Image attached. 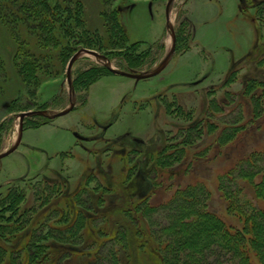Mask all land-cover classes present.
Here are the masks:
<instances>
[{"label": "rangeland", "instance_id": "obj_1", "mask_svg": "<svg viewBox=\"0 0 264 264\" xmlns=\"http://www.w3.org/2000/svg\"><path fill=\"white\" fill-rule=\"evenodd\" d=\"M1 1L0 155L16 148L0 157V228L12 225L22 211L28 218L22 228L16 222L0 236V264H100L110 249L118 254L117 264H167L166 259L193 264L194 255H181L179 248L190 232L201 236L203 204L226 225L243 227L238 208L264 227L256 216L264 204L252 194L253 186L264 194V166H243L253 174V186L226 175L264 148V110L253 119L251 95H243L250 80L264 81L259 49L264 50V0H30L24 9L28 18L14 23L17 30L3 17ZM76 3L80 16L70 10L76 11ZM65 21L70 26L63 28ZM254 34L257 53L242 56ZM168 54L160 73L149 76ZM232 57L241 60L232 65ZM29 58L37 63L30 77ZM254 92L262 107L264 91ZM26 111L32 113L23 118L19 140V115ZM239 119L236 125L244 128L234 138L225 134L231 130L220 135ZM197 122L204 125L202 137L184 142L167 163L158 162L166 145L179 142V130ZM198 183L207 192L201 202L189 204L187 194H180L163 210L177 190ZM65 205L69 213L61 216ZM78 210L84 215L75 223ZM44 218L71 225L72 237L58 242L50 260L42 253L53 238L37 228ZM208 240L215 245L216 239ZM21 242L35 243L31 258L19 249ZM251 261L261 264L254 256Z\"/></svg>", "mask_w": 264, "mask_h": 264}, {"label": "trees", "instance_id": "obj_2", "mask_svg": "<svg viewBox=\"0 0 264 264\" xmlns=\"http://www.w3.org/2000/svg\"><path fill=\"white\" fill-rule=\"evenodd\" d=\"M9 1L10 2H8V0H6V1L2 0L1 1V3H2L1 4L2 5L1 11H2L3 17H5L7 19L9 18V20L11 21L10 23L12 25L16 22H20L19 19H21V21H24L25 20L24 18H26V19L28 18L27 16H25L26 13H24V9L27 7L26 3L30 2V0H9ZM69 4H70V6L73 5L72 2ZM76 5H77L76 11H73L74 10L73 7H71L70 10L74 16H77V15L80 16L81 6L78 3H76ZM19 6H21L23 9L22 13H20V9H18ZM66 10L68 11L67 7H66ZM67 11H66V13H67ZM59 16H61V15H59ZM51 22H53V21L51 20ZM114 22L117 23L116 20H114ZM64 24H67V26H70V23L68 24L65 21L64 23H62L63 28H65ZM13 27L16 30L18 29V25L14 24ZM28 28L31 30V27H28ZM118 29H121V27H119ZM43 30H44V28L41 27V31H43ZM120 33L122 34V36L124 38H126L125 35L123 34L122 30H120ZM48 36L56 37L54 35V33H46L44 35V37H46V38H48ZM46 38H44V39H46ZM98 40H100V39H98ZM262 43H263L262 45H264V40ZM20 46L23 47L24 45L21 43ZM259 49L261 52L263 51V53H264V50L260 46H259ZM255 51H257V49L253 50L252 52H255ZM260 51H258V53ZM252 52H250L248 55H250ZM255 53H257V52H255ZM32 59L31 58L28 59L31 63L30 62L26 63V65L28 67L26 69V72L28 75H26V73H25L26 76H29V75L32 76L34 73V66H37V63L35 62L36 60L34 58H32ZM1 65H2V63L0 62V68L2 67ZM0 71H1V69H0ZM258 88H261L264 91V81L262 83H257L255 80H253V81L250 80V82L244 87V90H243L244 96H248L249 94L251 95L250 103L252 105V118L253 119L259 118L260 116H262L261 114L263 113L262 111L264 110V105H262V107H260L261 102L259 101V98L256 96L253 97L254 96L253 94H255L254 90H256ZM215 103H216L215 100H212L210 105L215 106ZM258 105H260V106L258 107ZM242 116H244V115H243V112L241 111L240 112V118H242ZM239 122H241L240 119L233 121V123L231 122L230 125L224 126L220 130L221 131L220 135L223 134L225 131L227 132V130H231L230 133H225V134L228 135V134L232 133L231 135L234 138V135H236L238 133V131H240V129L244 128L243 124L236 125ZM248 122H251L250 119ZM207 125H208L207 127H210V130H212L213 128H216V126H214L216 124H213V123L209 124L208 123ZM203 129H204V125L201 122H197L188 128H183V129L179 130V134H180V136L178 137L180 139L179 142L175 146L174 145H166L164 147L163 151H161L157 155V157H156L157 161L160 162L161 164L167 163L169 161V159L173 156L172 154L177 153L176 152L177 148L183 147L184 142L186 144L194 143L197 139H200L202 137ZM231 139L232 138H230L229 140H231ZM221 140L223 141V138H221ZM239 164H240L239 167H235L234 169L232 168L230 171L227 172V174H226L227 177H229L231 182L236 180V177H239L240 180H242L244 183L246 182V183L253 186L254 185L253 184V180H254L253 174L248 173L247 171H244L243 166H249V167H253V166H257V165H263L264 166V148L261 150H257V151L253 150V152L250 153V155L246 156L243 160H241V162ZM153 166H154L153 167L154 169L160 168V167H157V164H155ZM234 172H235V175H234ZM204 186L205 185H203L202 183H198L195 186L188 188L190 190H188V189H184L181 191L177 190L173 194V197L168 201V203H166L165 206L163 205L164 206L163 210L169 211V206L175 205L173 200H175L176 198H180L181 197L180 194H182V195L187 194L186 198H184V199L189 204H191V202L198 204L199 202H201V197H203V194H204V196L207 195V192H206ZM253 187H252L253 198L255 200H261L264 204V194L261 193V191L255 189ZM222 189H223V187L221 186V191H222ZM222 192H224L225 195H227V193L229 194V191H227V193H226L223 190ZM188 195L190 196L189 198H187ZM10 198H12L11 196H9V200H14V198H12V199H10ZM73 198L78 199L77 194ZM229 198H230V196H229ZM203 202H204V198H203ZM64 203H67V202L65 201ZM203 205H200L201 207L200 206L198 207V210L200 209L199 212H200V217H201V220L198 222V230L201 232V236H198L197 233L190 232L187 237H183L182 240H183L185 246H182L181 248H179V252L181 255H183V253H182L183 251H190V253L194 255V257H192V259L190 260L193 264H224V262H228V263L230 262L229 264H252L251 256L256 257L260 261L261 264H264V227L260 223H258L257 221L253 222L251 220V216L250 217L248 215H247V217L243 216L240 213V210H238V208H237L236 214L240 215L242 218L244 217L243 218L244 219L243 227L240 229V228H236V227H233L230 225H226L225 223H223L221 221V219L218 216L211 214L209 211H207L205 209V204H203ZM178 208H180L179 205H178ZM230 208L231 209L235 208L234 211H236V206L234 205V201L230 203ZM55 209L57 210L58 207H55ZM250 209H251V212L254 211L253 208H250ZM68 210H69V206L65 205L64 209L62 211L58 210V212L59 211L61 212V213L59 212L61 216H65L66 214L69 213ZM261 213L264 214V210H262L256 216H257V218H263L264 219V216L262 217ZM82 215H84L83 211L78 210V216L75 218V223L80 222ZM190 217H191L190 218L191 220H194L198 216L194 215V216H190ZM27 218H28V215L22 211L21 214L19 215L17 221L15 220V221H13L12 225H10V226L6 225V226H7V228H12V227H14L13 225H15L16 222H20L19 224H16L15 228H22V226L25 223H27ZM38 227H40V228L44 227V229H43L44 230V237L48 238L49 236H51L53 238V240L49 243L50 246H49V244H46L47 245L46 247H49V250L44 251L42 253V259L43 260H50L51 259L52 255L54 254V252H52V251L55 250V247L58 244V242H63L66 239V237H72V236H67V234H70V232H68L67 230H70L71 225L70 226L69 225L61 226V225H56V224H48L44 218L42 221H40L38 223L37 228ZM172 227L173 226H171L170 228H172ZM6 229L0 228V236H3L7 232ZM78 232L79 231H77V232L74 231L73 236L74 237H75V235L78 236V234H77ZM31 233L34 234L32 231H31ZM80 233H81V231H80ZM162 234H166V232L165 233L162 232ZM20 236L21 235H17V239ZM203 237H208V239H210V238L216 239L215 245L214 246H213V244L211 245V243L208 239L206 241L201 242ZM30 238H32L31 240H34L33 239L34 236L30 237ZM82 240H84V238ZM186 244H190V246H188ZM18 245L20 246L19 249L24 250L25 252L29 251L28 255H29V258H31V254H30L31 250L30 249L36 246L35 243L31 242V244L27 245V242L26 243L21 242ZM258 246H259V248L261 247L260 250H259ZM158 247H159V245H158ZM186 247L190 248V249H187ZM87 249H88V247H86L85 250L89 251ZM161 249H162L163 254H164L163 257L166 258L167 257V249L164 248V246H161ZM57 255H58V253H57ZM96 256L101 257V254L99 251L97 252ZM102 258H103V261H101V263L99 262L100 264H117V262L119 260L118 254L114 249H110L108 251L106 257L105 258L102 257ZM228 258L230 259V261ZM165 261L167 264H178L179 263L178 261H175V260H173V262H170V261L167 262V259H166ZM182 263H179V264H182ZM183 264H187V263L184 262Z\"/></svg>", "mask_w": 264, "mask_h": 264}, {"label": "water", "instance_id": "obj_3", "mask_svg": "<svg viewBox=\"0 0 264 264\" xmlns=\"http://www.w3.org/2000/svg\"><path fill=\"white\" fill-rule=\"evenodd\" d=\"M170 2H171V1H170ZM171 35H172V42H173V44H172V50H171L170 52H173L174 47H175V34H174V31H173V30H171ZM86 51L94 54V51H92V50H86ZM74 58H75V57H72V59H71L70 62H69V65H68V73H67V78H68V79H69V70L71 69V64H72ZM166 60H167V58H165V59L159 64V66L157 67V69H156L153 73H151L149 76H153V75L158 74V73L164 68L165 63H166ZM121 73H122L123 75H125V76H129V77H132V78H135V79H141V78H144V77H145L144 75H140V74H132V73H124V72H121ZM70 107H72V104H71ZM68 110H69V109H67V110H63V111H61V112H59V113H56L54 116L64 115V114L68 113ZM40 112H42V111H40ZM30 113H32V112H30V111H26V112H22V113H20V115H19V130H20V135H19V138H18L19 140L21 139V132H22V126H23V118H24L26 115H29ZM19 140H18V142L16 143V146L19 144ZM15 148H16V147L14 146L13 148H11L10 150H8V151L5 152L4 154L0 155V157L5 156L6 154H9V153L12 152Z\"/></svg>", "mask_w": 264, "mask_h": 264}, {"label": "crops", "instance_id": "obj_4", "mask_svg": "<svg viewBox=\"0 0 264 264\" xmlns=\"http://www.w3.org/2000/svg\"><path fill=\"white\" fill-rule=\"evenodd\" d=\"M240 11H239V8H238V13H239ZM249 22H251V26H252V28H253V26H254V23H253V21L252 20H248ZM192 27V26H191ZM193 29V28H192ZM254 29V28H253ZM254 31H255V29H254ZM255 34H254V41H253V43H252V45L250 46V48L247 50V52H246V54H244V55H242V56H247L250 52H252L253 50H254V48H255V45H256V42H255ZM191 49V48H190ZM189 49V50H190ZM188 50V51H189ZM239 59H237L236 57L234 58V57H232L231 59H230V64H232L233 65V63H235L236 62V60L238 61V60H241V57H238ZM234 61V62H233ZM231 65V66H232Z\"/></svg>", "mask_w": 264, "mask_h": 264}, {"label": "bare ground", "instance_id": "obj_5", "mask_svg": "<svg viewBox=\"0 0 264 264\" xmlns=\"http://www.w3.org/2000/svg\"><path fill=\"white\" fill-rule=\"evenodd\" d=\"M175 34V33H174Z\"/></svg>", "mask_w": 264, "mask_h": 264}]
</instances>
